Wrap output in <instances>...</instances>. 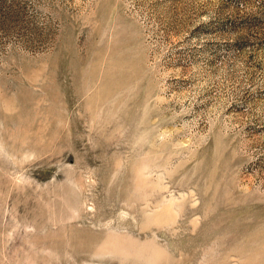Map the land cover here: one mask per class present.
<instances>
[{"label": "rangeland", "instance_id": "obj_1", "mask_svg": "<svg viewBox=\"0 0 264 264\" xmlns=\"http://www.w3.org/2000/svg\"><path fill=\"white\" fill-rule=\"evenodd\" d=\"M0 264H264V0H0Z\"/></svg>", "mask_w": 264, "mask_h": 264}]
</instances>
